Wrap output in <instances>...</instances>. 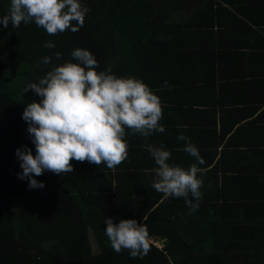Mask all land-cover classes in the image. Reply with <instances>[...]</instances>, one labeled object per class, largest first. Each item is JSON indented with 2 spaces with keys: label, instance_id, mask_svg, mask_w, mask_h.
Returning a JSON list of instances; mask_svg holds the SVG:
<instances>
[{
  "label": "trees",
  "instance_id": "trees-1",
  "mask_svg": "<svg viewBox=\"0 0 264 264\" xmlns=\"http://www.w3.org/2000/svg\"><path fill=\"white\" fill-rule=\"evenodd\" d=\"M79 2L89 11L77 32L49 35L34 22L7 29L0 24V264H264V173L255 166L222 167L213 156L203 158L198 165L204 169L198 174L203 198L192 212L184 198L153 188L157 165L145 147L146 137L130 129L128 157L120 165L109 169L73 160V172L34 177L43 188L30 189L27 179L18 178L22 169L16 156L24 146L35 155L22 114L27 104L42 98L23 93L25 87L38 84L54 67L77 63L71 56L77 48L94 55L98 72L111 69L117 78L148 85L165 103L159 121L165 135L172 132L168 115L189 103L183 91L193 92L191 75L198 65L208 67L203 65L207 58L212 65L228 60L232 85H245L242 92L250 102H263L264 61L257 59L264 55L245 66L241 59L243 50H252L245 47L253 41L248 35L253 26L264 31V0ZM9 9L10 0H0V18ZM45 42L55 47L45 48ZM210 50H218L216 57L208 55ZM45 56L52 57L48 65L42 63ZM195 99L208 104L205 97ZM172 153L170 165L196 163L187 152ZM105 218L145 224L155 240L148 254L116 253L104 232Z\"/></svg>",
  "mask_w": 264,
  "mask_h": 264
},
{
  "label": "clouds",
  "instance_id": "clouds-1",
  "mask_svg": "<svg viewBox=\"0 0 264 264\" xmlns=\"http://www.w3.org/2000/svg\"><path fill=\"white\" fill-rule=\"evenodd\" d=\"M88 11L79 0H10L9 13L0 18V24L7 29L9 24L18 28L21 23L34 22L49 35L69 29L77 32ZM73 21L78 26L74 27ZM44 47L51 49L55 45L45 42ZM71 56L77 63L54 67L38 84L31 83L23 91L42 98L39 103L27 104L22 114L35 155L27 146L16 150L22 169L18 178L27 179L30 189L44 187L34 177L45 171L57 176L73 172V160L98 166L103 163L114 169L128 157L126 129L144 137L165 131L159 124L163 118L161 100L148 85L135 78H117L111 69L98 72L99 64L88 50L77 48ZM55 58L59 60L61 54L57 52ZM51 61V56H45L42 63L48 65ZM177 139L187 142L183 150L195 157L196 163L187 170L170 165V151L163 145H149L147 150L157 165L152 169V186L166 197L184 198L186 206L195 212L203 198V180L198 174L203 175L204 169L198 165L205 161L190 138L180 134ZM104 223L105 235L116 253L126 249L132 258L147 255L149 243H155L146 225L134 219L117 224L105 218Z\"/></svg>",
  "mask_w": 264,
  "mask_h": 264
},
{
  "label": "crops",
  "instance_id": "crops-1",
  "mask_svg": "<svg viewBox=\"0 0 264 264\" xmlns=\"http://www.w3.org/2000/svg\"><path fill=\"white\" fill-rule=\"evenodd\" d=\"M255 30L261 32L255 34ZM248 35L253 41L245 48L252 50L242 51L244 54L241 59L242 66L247 65L248 60H256L257 55H264V31L261 27L253 26L252 32ZM217 51L215 50L213 53L210 50L208 55L212 54L216 57ZM222 58L226 59V57ZM263 58H258L257 61L262 62ZM203 60L201 59L199 63ZM212 64V61L207 58V64H203L204 66L208 65L207 68L198 65L194 68V76L190 74L193 80L185 78L194 82L191 88L194 90L189 96L183 91V97L189 103H185L184 107L171 111L168 115L169 128L172 129V132L165 135L166 126H163L165 128L163 133L156 131L146 137L145 147L148 149L149 145L154 147L163 145L165 150L172 151V154L179 157L175 152L184 153L183 149L187 143L177 139L178 135L183 134L190 138L202 158L215 157L214 164L220 162L222 167L230 163L233 167L255 166L259 168V173H264V101L250 102L249 94L245 96L242 92V89L246 90L245 85H232L228 60ZM255 81L256 84L257 82L259 84L258 80ZM251 88L252 86L249 90ZM261 89H264V86ZM196 96L197 100L205 97L207 106L196 103ZM161 103L164 109L165 103ZM155 141L164 142L154 145ZM222 174L219 175L220 178ZM256 177H258L257 174ZM260 187L264 191V184H260Z\"/></svg>",
  "mask_w": 264,
  "mask_h": 264
},
{
  "label": "rangeland",
  "instance_id": "rangeland-1",
  "mask_svg": "<svg viewBox=\"0 0 264 264\" xmlns=\"http://www.w3.org/2000/svg\"><path fill=\"white\" fill-rule=\"evenodd\" d=\"M161 247H162V245H161Z\"/></svg>",
  "mask_w": 264,
  "mask_h": 264
}]
</instances>
